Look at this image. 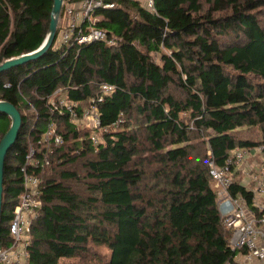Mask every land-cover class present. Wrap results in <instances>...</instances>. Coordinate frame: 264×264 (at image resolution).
I'll return each instance as SVG.
<instances>
[{
	"label": "trees",
	"instance_id": "16d2710c",
	"mask_svg": "<svg viewBox=\"0 0 264 264\" xmlns=\"http://www.w3.org/2000/svg\"><path fill=\"white\" fill-rule=\"evenodd\" d=\"M114 1L94 24L114 45L58 46V24L42 56L0 73V100L21 115L4 161L0 243L11 240L33 145L48 164L28 264H237L208 151L222 165L235 149L264 144V0H154V12ZM52 4L0 0V63L41 45ZM104 83L114 90L96 104L101 125L123 122L93 145L92 131L50 113L47 98L60 88L81 110ZM50 120L63 141L46 148ZM9 126L0 113V140ZM230 193L254 208L235 167Z\"/></svg>",
	"mask_w": 264,
	"mask_h": 264
},
{
	"label": "built area",
	"instance_id": "2783aa9c",
	"mask_svg": "<svg viewBox=\"0 0 264 264\" xmlns=\"http://www.w3.org/2000/svg\"><path fill=\"white\" fill-rule=\"evenodd\" d=\"M137 2L145 9L154 12V0H131ZM115 5L114 0H62V8L58 18L59 30L56 36L58 46H81L93 41L114 45L117 42L113 34L94 24L103 15L95 19L98 11L111 9ZM4 87L9 82L3 83ZM114 86L104 83L96 97L90 100L88 106L81 110L76 101L70 100L60 88H56L47 98V106L50 113L67 114L69 120L78 128H88L92 132L90 141L93 145L101 142L105 133L119 128L123 122L122 116H118L111 124L101 125L97 102L103 100L104 95H109ZM62 134L52 120L48 121L40 138L44 147L50 148L61 144ZM38 153H42L41 156ZM45 152L29 145L25 163L21 167L22 192L19 200L13 208L12 218L9 224L11 240L3 245L0 243V264H28L29 245L31 242V225L38 217L41 206V182L42 174L48 160L44 158ZM209 175L214 181L217 190V207L226 228L232 230L230 245L232 248H240L246 251V260L255 259L264 264V144H258L247 148H237L231 156L226 158L222 165H217L210 151ZM249 157L258 160L259 172L249 171L253 182V207L247 205L245 199L230 193L233 168H243ZM41 171L37 173V171ZM258 211V215L256 214ZM246 264V262L240 263Z\"/></svg>",
	"mask_w": 264,
	"mask_h": 264
},
{
	"label": "water",
	"instance_id": "95a60500",
	"mask_svg": "<svg viewBox=\"0 0 264 264\" xmlns=\"http://www.w3.org/2000/svg\"><path fill=\"white\" fill-rule=\"evenodd\" d=\"M62 8V0H53L50 22L45 39L41 45L32 52L23 54L19 57L11 58L0 63V73L3 70L9 69L15 65L24 63L26 61L36 59L42 56L52 45L57 31L58 18ZM0 113H5L10 118V126L3 134L0 140V215L2 211V193H3V175H4V161L8 150L16 141L19 128L21 125V115L18 109L10 102L0 100Z\"/></svg>",
	"mask_w": 264,
	"mask_h": 264
},
{
	"label": "crops",
	"instance_id": "0c3cea01",
	"mask_svg": "<svg viewBox=\"0 0 264 264\" xmlns=\"http://www.w3.org/2000/svg\"><path fill=\"white\" fill-rule=\"evenodd\" d=\"M246 162H247L246 167H245V164H244L243 168L241 167V168H238L237 170H239V172H240V181H241V183L244 184L248 188H252L253 187V182L250 179L249 171L247 172L246 170L248 168H250L252 172H254V171H256V172L258 171L259 172V164H258V160L255 157L247 158L245 163ZM214 187H215V184H214ZM246 256H247V254H246L245 250L237 248V253H236V256H235L236 263L240 264V263L246 262V264H260V262H258L257 260H255L253 258L250 259V260H246Z\"/></svg>",
	"mask_w": 264,
	"mask_h": 264
},
{
	"label": "rangeland",
	"instance_id": "374dc122",
	"mask_svg": "<svg viewBox=\"0 0 264 264\" xmlns=\"http://www.w3.org/2000/svg\"><path fill=\"white\" fill-rule=\"evenodd\" d=\"M102 15H103L102 11L96 12L95 19L100 18ZM55 43L57 44V39L55 40ZM154 58L157 59L156 56H154ZM243 134L249 135V136H256L255 130H250V131H247V132H245ZM98 250H99V252H101V254H104V255L108 254L107 248L104 247V246L99 247ZM61 264H77V263H76V259L65 258V259H61Z\"/></svg>",
	"mask_w": 264,
	"mask_h": 264
}]
</instances>
